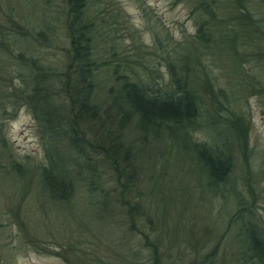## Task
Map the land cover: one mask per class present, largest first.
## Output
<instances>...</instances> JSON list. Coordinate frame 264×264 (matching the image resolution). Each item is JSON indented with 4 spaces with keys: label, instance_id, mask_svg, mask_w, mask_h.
Masks as SVG:
<instances>
[{
    "label": "trees",
    "instance_id": "16d2710c",
    "mask_svg": "<svg viewBox=\"0 0 264 264\" xmlns=\"http://www.w3.org/2000/svg\"><path fill=\"white\" fill-rule=\"evenodd\" d=\"M23 1L27 5L40 2L42 20L32 21L30 28L26 24L25 29L15 21L17 16H5L8 27L0 26V57L13 54L15 71L26 73L28 86L23 85L20 93L36 121L44 161L38 165L20 162L4 150L8 164L1 174L33 178L38 172L42 192L49 198L73 204L85 198L102 205L105 212L123 214V221L132 228L137 220L144 222L145 212L156 209L155 191L147 192L143 186L145 168L180 156L215 201L229 197L235 201L228 217L234 260L264 264V223L239 196L235 179L237 168L250 171L249 124L236 113L232 98L215 88L208 66L217 51L248 62L264 45V33L258 32L264 23L251 12L264 0H185L195 27L186 45L182 47L166 28L165 44L160 34L152 35L154 47L148 54L164 62L165 75L154 76L149 67L142 75L129 60L121 59L112 78L108 69L103 70L109 86L107 101L98 97L100 58L94 48L101 35L105 40L115 37L109 20L115 15L124 19L114 0ZM100 10H109L111 18L106 19ZM58 37L66 42L55 55L61 56L63 67L43 64L32 55L45 44L53 47ZM161 145L168 149L162 150ZM141 199L147 206H138ZM157 222H147L154 241L139 230L153 260H161V224ZM217 258L212 251L199 264H219Z\"/></svg>",
    "mask_w": 264,
    "mask_h": 264
},
{
    "label": "rangeland",
    "instance_id": "374dc122",
    "mask_svg": "<svg viewBox=\"0 0 264 264\" xmlns=\"http://www.w3.org/2000/svg\"><path fill=\"white\" fill-rule=\"evenodd\" d=\"M112 4L124 19L115 15V19L109 20L110 11L100 10L113 23L115 37L105 40L106 37L101 35L94 48L97 59L100 58L97 61L101 72L98 97L106 101L109 86L103 80V77L106 79L103 70L108 69L112 78L115 63L122 64L123 59L129 60L142 75L148 71V67L154 69V76L165 75L164 62L157 55L154 58L148 54L154 47L152 35L160 34L165 44L162 34L163 28H166L183 47L195 33L194 15L185 0H114ZM42 6L38 1L27 5L23 0H0V26L7 28L8 24L4 23L6 17L17 16L15 21L20 27L27 29L26 24H29L30 28L34 25L32 21L42 20ZM251 12L264 23V5L251 8ZM260 31L264 33V26L258 29ZM61 39L58 37L53 47L45 44L41 50L32 51V55L43 64L63 67L61 56H55L65 42ZM259 48L248 62H237L227 52L217 51L213 54V63L210 64V61L208 66L215 88L222 89L227 97H231L236 113L248 121L249 148L252 151L248 164L250 171L242 172L237 168L236 187L239 196L264 223V45ZM2 55L5 56L6 52ZM15 67L13 54L10 58L0 57L2 170L8 164L3 156L4 150L20 162L38 165L44 161L36 121L28 101L20 93L21 88L25 87L23 85L28 86L26 73L21 69L15 71ZM160 148L164 150L168 146L161 145ZM143 175L147 178L144 189L147 192L155 191L156 209L145 212L144 222L137 220V224L129 228L123 214L105 212L102 205L88 203L85 198L79 197L74 204L49 198L42 192L38 172L33 178L0 172V262L199 264L206 253L214 251L219 264H239L234 260L233 232L228 230V217L235 208V201L231 197L215 201L208 188L199 186L196 173L180 156L172 158L165 165L161 162L154 166L148 164ZM149 175L153 177L148 178ZM138 206L143 208L147 202L141 199ZM149 219L151 223L158 220L161 224L158 246L161 260L151 259L150 247L142 243L144 235L140 231L148 235L149 241H154V233L147 223Z\"/></svg>",
    "mask_w": 264,
    "mask_h": 264
}]
</instances>
